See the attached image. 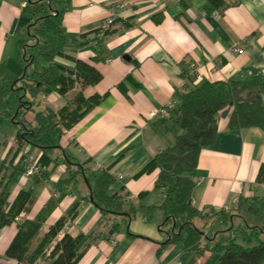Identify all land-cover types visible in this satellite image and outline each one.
I'll use <instances>...</instances> for the list:
<instances>
[{
    "label": "crops",
    "instance_id": "crops-1",
    "mask_svg": "<svg viewBox=\"0 0 264 264\" xmlns=\"http://www.w3.org/2000/svg\"><path fill=\"white\" fill-rule=\"evenodd\" d=\"M226 2L231 4L215 8L208 0H68L62 16L63 52L92 65L102 79L81 90L86 98L98 95L100 101L65 132L61 146L76 161L90 160L91 171L107 170L114 178L108 194L122 197L125 211L135 210L130 219L101 213L89 200L82 178L67 186L64 194L59 192L53 185L66 175L62 166L47 181L25 176L20 169L23 164L18 165L21 152L15 154L18 127L5 120L0 124V163L10 165L9 175L17 168L8 185L9 201L27 189H32L34 201L28 212L0 230V264H13L5 251L17 224L44 212L39 235L30 247L33 251L75 203L76 217L33 264H50L45 251H51L65 233L84 237L76 264H219V257L208 251L198 256L178 243L161 247L169 228L162 226L161 210L150 208L162 197L154 189L158 170L139 173L174 143L172 131L166 128L169 119L156 116L155 111L171 101L177 104L178 94L202 82H243L264 75V0ZM31 9L28 0H0V64L6 65L10 79L25 73L23 46L30 42L26 29ZM109 17L114 24L108 34H101ZM241 48L239 54L236 49ZM195 69L200 81L195 79ZM78 91L76 87L65 97L42 96L45 103L40 99L39 108L57 111ZM52 103L58 104L52 107ZM190 177L193 207L231 215L225 220L218 216L211 224L264 227L260 226L264 224V131L255 127L231 130L227 119L220 117L215 140L201 150ZM141 193L145 195L139 197ZM211 224L203 227L202 221L194 220L196 227L214 238L223 229L208 232Z\"/></svg>",
    "mask_w": 264,
    "mask_h": 264
},
{
    "label": "trees",
    "instance_id": "trees-1",
    "mask_svg": "<svg viewBox=\"0 0 264 264\" xmlns=\"http://www.w3.org/2000/svg\"><path fill=\"white\" fill-rule=\"evenodd\" d=\"M181 1V0H180ZM215 8L225 7L226 0H208ZM31 4V21L27 25L30 43L23 46V60L32 64V55L37 52L45 60V66L36 70L28 78L23 76L10 79L6 75V65L0 64V124L10 121L18 130L15 134L16 155L24 148L36 150L40 176L32 177L37 182L47 181L53 171L65 165L66 175L53 186L63 194L67 186H74L77 178H82L88 187L89 200L103 214L126 215L132 218L135 208L124 210V199L117 194L109 195L108 189L114 178L107 170L91 171L90 160L79 162L64 151L61 140L86 113L100 101V96L86 98L82 91L94 86L102 79L101 73L92 65L66 55L63 52L66 38L62 28V16L68 0H28ZM155 21L158 22L157 19ZM107 31L105 34H108ZM64 58L66 62L58 59ZM79 91L66 101L57 111L40 107L39 99L55 93L65 97L75 88ZM16 92L19 106L14 111L5 106V98ZM178 103L171 112L170 123L166 127L174 135V143L157 153L140 171L139 175L158 170L154 189L162 194L158 208L162 212V226H168V239L161 243H178L184 251L198 256L208 251L219 257V264H264V240L259 237L262 228L245 223L217 232L214 238L205 235L201 229L207 224V217L229 213L220 211L218 215L207 213L192 205L191 194L194 182L191 172L197 167L202 149L213 144L217 133V121L227 119V128L239 130L259 128L264 131V75L252 76L243 82H202L177 95ZM31 118H27V114ZM22 157L18 162L21 165ZM6 162L0 163V230L14 222L22 212H28L34 201L32 189L20 190L15 199L9 201L8 185L15 171L8 174ZM20 169L24 172L23 166ZM92 182V184H91ZM145 193H141L142 197ZM91 198V199H90ZM52 207V205H51ZM45 211H48L47 209ZM44 212L35 220L17 224V232L5 251V257L13 264H33L43 255L45 247L57 237L68 221L77 215V203L50 226L37 247L30 251L32 242L39 235ZM202 221V228L194 225V220ZM237 231V232H236ZM238 233L237 236L234 234ZM260 233V234H259ZM82 235L72 237L65 233L50 252V264H76L82 255L79 247ZM204 240V242H203Z\"/></svg>",
    "mask_w": 264,
    "mask_h": 264
},
{
    "label": "built area",
    "instance_id": "built-area-1",
    "mask_svg": "<svg viewBox=\"0 0 264 264\" xmlns=\"http://www.w3.org/2000/svg\"><path fill=\"white\" fill-rule=\"evenodd\" d=\"M114 24V18L109 17L101 26L100 33L105 34L107 31H110L112 25ZM239 54L243 53V49H236ZM108 61V60H107ZM195 79L196 81L201 80V75L198 72V69H195ZM44 97V96H43ZM176 103L174 101L169 102L165 106L161 107L155 111V115L161 117L162 119H170L171 112L175 108ZM22 164L24 169V174L27 177H36L40 176L41 169L37 163L36 156L32 154L29 148H24L21 152ZM53 196H56L55 194ZM50 250L45 251L47 257L50 256Z\"/></svg>",
    "mask_w": 264,
    "mask_h": 264
},
{
    "label": "rangeland",
    "instance_id": "rangeland-1",
    "mask_svg": "<svg viewBox=\"0 0 264 264\" xmlns=\"http://www.w3.org/2000/svg\"><path fill=\"white\" fill-rule=\"evenodd\" d=\"M28 40H30V38L28 37ZM30 42H28V41H26L25 43H24V45L25 44H29ZM28 55H32L33 56V59H32V64L31 65H28V67L26 68V71H25V74H24V77L25 78H28V77H30L31 75H32V73H33V71H34V69H36V70H38V69H40V68H42L43 66H45V60H44V58L39 54V53H37V52H32L31 54L30 53H28ZM26 63L24 62L23 63V67H26ZM52 94V93H51ZM41 100H42V98H40ZM40 99H39V101H40ZM44 103H45V100H42ZM56 104H58V103H52V107H55L56 106ZM5 106L6 107H8V108H10V109H12V110H16L17 108H18V106H19V100H18V97H17V94H16V92H10L8 95H7V97L5 98ZM29 115H31V114H29ZM30 117H32V116H30ZM30 117H29V119H30ZM27 118H28V116H27ZM30 149V148H29ZM30 151L33 153V151L30 149ZM35 153V155L37 156L39 153L38 152H34ZM60 166H62V167H65V165L64 164H61V165H59L58 167H60ZM57 167V168H58ZM56 168V169H57ZM19 174L20 173H17V178H18V176H19ZM219 212L220 211H212V214H215V215H218L219 214ZM244 217H245V219L247 218L245 215H243ZM211 218H214V217H207V223L210 225L212 222L211 221H213V219H211ZM208 224H206V225H208ZM231 226V223L230 222H227L226 224H219V222L218 221H215L213 224H211V226H209V229H208V232L210 231V232H215L216 230H218L219 229V227L221 228V229H228L229 227ZM261 227L262 226H264V224L263 223H261V225H260ZM205 227V226H204ZM234 229H236V227H234ZM262 229H263V231H264V227H262ZM237 232V231H236ZM235 232V233H236ZM260 234V233H259ZM261 238H263L264 239V237L262 236ZM203 242H204V240H203Z\"/></svg>",
    "mask_w": 264,
    "mask_h": 264
},
{
    "label": "water",
    "instance_id": "water-1",
    "mask_svg": "<svg viewBox=\"0 0 264 264\" xmlns=\"http://www.w3.org/2000/svg\"><path fill=\"white\" fill-rule=\"evenodd\" d=\"M91 199V198H90Z\"/></svg>",
    "mask_w": 264,
    "mask_h": 264
}]
</instances>
